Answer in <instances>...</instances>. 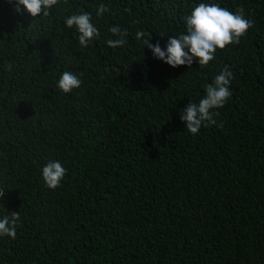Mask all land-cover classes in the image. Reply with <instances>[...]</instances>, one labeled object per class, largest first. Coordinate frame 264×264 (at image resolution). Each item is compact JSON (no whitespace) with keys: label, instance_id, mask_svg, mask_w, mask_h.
<instances>
[{"label":"trees","instance_id":"trees-1","mask_svg":"<svg viewBox=\"0 0 264 264\" xmlns=\"http://www.w3.org/2000/svg\"><path fill=\"white\" fill-rule=\"evenodd\" d=\"M199 3L253 21L206 66L173 68L135 39L165 49ZM20 7L0 0V219L20 213L0 264H264V0H59L35 18ZM84 12L100 33L87 47L65 26ZM111 26L123 46L107 45ZM226 65L216 124L189 133L180 110ZM65 71L82 81L68 93ZM51 161L66 169L56 189L42 178Z\"/></svg>","mask_w":264,"mask_h":264},{"label":"clouds","instance_id":"clouds-1","mask_svg":"<svg viewBox=\"0 0 264 264\" xmlns=\"http://www.w3.org/2000/svg\"><path fill=\"white\" fill-rule=\"evenodd\" d=\"M12 4L14 11L21 12V5L32 17L41 14L49 15V9L57 5L59 0H8ZM106 5L98 6L96 15L102 16L108 12ZM186 34L178 37H170L166 48L162 49L159 42L150 43L144 38L143 30L135 33V39L147 46L154 58L159 59L167 65L175 68L177 66H188L198 62L200 67L206 66L214 59L217 49H224L229 44H239L240 38L252 27L253 21L244 17V8L238 7L236 12H230L220 7L216 3H199L195 6L191 14L184 17ZM67 28L75 27L79 33L78 41L81 47H87L94 38H98L100 33L91 23L89 13L73 14L66 18ZM109 32L116 37L108 39L107 45L111 48L123 46L126 30L118 26H111ZM11 65H9V69ZM233 73L226 65L224 69L215 76L212 83L205 86V95L198 103L188 102L180 110L179 118L184 122V127L193 135L197 134L204 124H216L214 117L219 115L215 109L222 108L231 96L229 84L233 79ZM82 81L71 71L63 72L57 81V87L64 93L71 92L74 88H79ZM222 127V124L219 125ZM66 169L59 161H51L42 169L44 183L50 189L60 186L64 178ZM4 195V190L0 189V197ZM20 220L19 212H12L11 217L5 216L0 219V236L7 235L12 239L16 238V226Z\"/></svg>","mask_w":264,"mask_h":264}]
</instances>
